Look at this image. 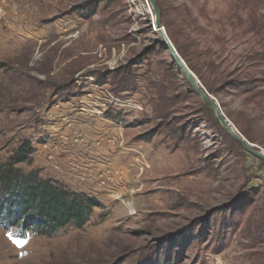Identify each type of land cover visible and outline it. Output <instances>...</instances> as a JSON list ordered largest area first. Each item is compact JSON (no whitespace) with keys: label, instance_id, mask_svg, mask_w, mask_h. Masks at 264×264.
Segmentation results:
<instances>
[{"label":"rangeland","instance_id":"1","mask_svg":"<svg viewBox=\"0 0 264 264\" xmlns=\"http://www.w3.org/2000/svg\"><path fill=\"white\" fill-rule=\"evenodd\" d=\"M153 1L264 150V0ZM154 21L149 0H0V164L28 141L17 168L96 202L50 236L0 224V264H264V161L224 130Z\"/></svg>","mask_w":264,"mask_h":264},{"label":"trees","instance_id":"2","mask_svg":"<svg viewBox=\"0 0 264 264\" xmlns=\"http://www.w3.org/2000/svg\"><path fill=\"white\" fill-rule=\"evenodd\" d=\"M241 129L248 140H254L248 130ZM31 153L33 147L26 141L7 163L0 164L1 226L15 229L16 236L23 238L29 233L50 236L69 224L83 225L95 200L51 178H43L35 170L17 168L15 164L25 161Z\"/></svg>","mask_w":264,"mask_h":264},{"label":"water","instance_id":"3","mask_svg":"<svg viewBox=\"0 0 264 264\" xmlns=\"http://www.w3.org/2000/svg\"><path fill=\"white\" fill-rule=\"evenodd\" d=\"M153 10L155 12V25L158 29V32L161 36V41L163 46L168 49L169 54L171 55L173 61L178 65L180 70L185 74L186 78L188 79L190 85L196 92L198 96L201 97V99L208 104L215 112V115L220 122V124L223 126L224 130L232 136L247 152L252 154L253 156L257 157L260 160L264 161V150L261 149L259 146L254 144L253 142L246 139L237 129L236 127L229 121V119L224 115L220 104L218 101L210 95L202 86L198 78L194 75V73L187 67L185 62L182 60V58L178 55L176 52L174 46L166 36V33L164 32V28L162 27L159 19L158 10L154 4L153 0H149Z\"/></svg>","mask_w":264,"mask_h":264},{"label":"bare ground","instance_id":"4","mask_svg":"<svg viewBox=\"0 0 264 264\" xmlns=\"http://www.w3.org/2000/svg\"><path fill=\"white\" fill-rule=\"evenodd\" d=\"M117 196H120V194H118ZM124 204L128 207L131 212H134V205L131 202L124 201Z\"/></svg>","mask_w":264,"mask_h":264}]
</instances>
